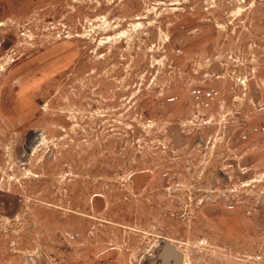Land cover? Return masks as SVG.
Segmentation results:
<instances>
[{
  "label": "rangeland",
  "instance_id": "obj_1",
  "mask_svg": "<svg viewBox=\"0 0 264 264\" xmlns=\"http://www.w3.org/2000/svg\"><path fill=\"white\" fill-rule=\"evenodd\" d=\"M165 241L264 264V0H0V264Z\"/></svg>",
  "mask_w": 264,
  "mask_h": 264
},
{
  "label": "water",
  "instance_id": "obj_2",
  "mask_svg": "<svg viewBox=\"0 0 264 264\" xmlns=\"http://www.w3.org/2000/svg\"><path fill=\"white\" fill-rule=\"evenodd\" d=\"M150 264H181V255L165 241L157 258Z\"/></svg>",
  "mask_w": 264,
  "mask_h": 264
},
{
  "label": "bare ground",
  "instance_id": "obj_3",
  "mask_svg": "<svg viewBox=\"0 0 264 264\" xmlns=\"http://www.w3.org/2000/svg\"><path fill=\"white\" fill-rule=\"evenodd\" d=\"M42 139H43V138H42ZM42 139H41V140H42ZM43 141H44V140H43ZM43 141H42V142H43ZM42 142H41V143H42Z\"/></svg>",
  "mask_w": 264,
  "mask_h": 264
}]
</instances>
